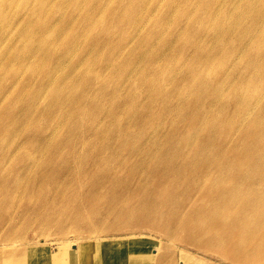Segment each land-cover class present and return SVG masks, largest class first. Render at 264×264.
<instances>
[{
	"label": "bare ground",
	"instance_id": "obj_1",
	"mask_svg": "<svg viewBox=\"0 0 264 264\" xmlns=\"http://www.w3.org/2000/svg\"><path fill=\"white\" fill-rule=\"evenodd\" d=\"M71 1L0 0V264H39L36 247L24 240L42 227L44 232L57 229L51 241L68 251L77 246L79 260L70 264H151L152 253L140 243L149 240L141 235L154 232L167 234L168 244L178 235L213 251L234 240L228 232L238 225L264 228L263 218L241 215L254 205L234 193L247 187L264 196V44L256 42L247 51L248 64L233 61V52L244 53L247 29L255 39L264 38V32L252 26L263 21L264 0H251L235 23L226 12L217 20L216 8L197 13L187 30L191 39L185 55L182 49L147 47L144 36L135 34L150 0ZM180 1L161 0L151 18L161 22V12H186ZM79 12L83 19L66 28L64 21ZM211 28L216 31H207ZM68 29H75L78 45L69 41ZM85 43L102 52L92 54ZM214 60L212 76L204 75L203 67H211ZM46 63L53 68H45ZM236 74L243 79L240 83ZM172 84L187 93L166 96ZM235 95L239 100L233 102ZM125 101L135 105L129 124ZM142 105L143 112L137 114ZM154 126L155 134L148 136L144 131ZM134 133L138 137L130 140ZM86 134L103 146L87 150L77 163L62 156V147L82 143ZM30 137L33 143L24 145ZM121 142L122 152L116 147ZM143 146L139 154L160 161L152 164L146 154L134 157L135 148ZM84 176L90 181H81ZM71 183L81 189L80 200L64 214L52 194L57 186ZM107 193V203L134 218L125 226L131 233L120 240L114 233L104 235L98 223L87 224L85 231L76 228L82 214L92 206L98 210V200ZM72 194L63 191L59 196ZM194 196L204 209L182 219ZM238 204L243 211L221 216ZM195 218L207 226L197 229ZM222 221L228 232L216 233ZM117 223L118 218L113 225ZM118 243L137 251L108 258L107 245L118 250ZM160 262L176 264L169 251Z\"/></svg>",
	"mask_w": 264,
	"mask_h": 264
},
{
	"label": "rangeland",
	"instance_id": "obj_2",
	"mask_svg": "<svg viewBox=\"0 0 264 264\" xmlns=\"http://www.w3.org/2000/svg\"><path fill=\"white\" fill-rule=\"evenodd\" d=\"M251 0H207L206 3L203 2V0H181L180 1V7L181 8H188V10L184 13H172L171 16L165 15L161 12L160 18H162L163 21L157 22L153 20L150 16V13L152 10H154V13H158V4L161 2V0H150V3H148V6L145 10V16L142 20V23H140L139 28L136 30V35H143L145 41L147 42L148 46H158L163 47L165 50H180L182 49V53L185 55V52L187 50V42L191 39V35L188 34V29L192 25V19L198 18L197 13L204 14L207 12L208 9L214 10L216 8L218 12V19L219 20L224 12L228 14V18L233 20V23L239 18V16H242L244 12H246L250 7ZM78 3L77 0H72L71 4L76 5ZM85 5L84 3L81 4V6ZM188 12V15L186 16V13ZM203 17V16H201ZM83 19V12H79L75 18L72 21L65 20V27L68 28L69 24H73L75 26L76 21H81ZM131 20V19H130ZM128 20V22L130 21ZM262 22H254L252 23V26L256 28V32L259 31L264 32V18H262ZM161 26H164L163 28H160ZM131 25L125 24L124 28L129 29ZM207 31H216L215 28L208 29ZM237 31V27L235 26L233 28V32ZM247 33V40H244L242 42V49L244 53L239 54L236 52H233V56L236 57V59L233 58V61H237L241 66H244L248 64L250 61V56L248 55L247 51L251 49L255 45L256 42H260L264 44V38L263 39H255V36L253 33H249L248 29L246 31ZM67 35L69 36V41L71 43H74L75 45L79 44V40L75 37V29H68ZM95 37V35H92L90 38ZM200 41V44L204 40V36ZM148 38V39H147ZM255 40H254V39ZM86 46L89 47V51L92 54H100L102 52V49L96 45L85 43ZM209 43H204L202 49L206 48ZM126 55L124 56L123 60L125 59ZM69 64V63H68ZM213 66H216L215 60L213 61V65L211 67H203V74L204 75H211L212 76V68ZM45 68L48 70L52 69L49 67V63H46ZM70 69H73L69 65ZM233 72H238V68L234 69ZM243 79H239V77L236 74L235 81L237 83H240ZM183 93H187L183 89L178 90L177 84H172V86H169L167 88L166 96H180ZM217 95V94H216ZM219 98V101H223L225 103V99ZM239 100L238 98L233 99V102ZM125 105L127 106V122L128 124L133 119V115L135 113V105L133 103H130L129 101H125ZM14 111H17L18 108L16 106L12 107ZM144 110V105L141 106L140 109L137 110V114L142 113ZM113 114V113H107ZM57 114H54L53 117L55 118ZM171 118V117H169ZM38 120V119H37ZM36 120V121H37ZM108 120L113 119H107L103 118L104 122H107ZM264 126V123H263ZM262 126V127H263ZM156 126H154L151 129H146L144 132L148 134V136H152L155 134ZM47 131V130H46ZM138 136L134 133L130 137V140H133L137 138ZM146 139V138H145ZM33 143L32 138H28L24 145H27L28 142ZM123 141V140H122ZM261 141H264V136L261 137ZM122 142L119 143L116 147L120 149V152H122L124 149H122ZM103 146V143L98 141V139L91 134H86L84 141L76 146L73 147H62L63 152L62 156L67 157L72 162L77 163L81 159V155L85 154L87 150H95L96 148H101ZM143 147H137L135 148V151L133 153V156L140 159L141 156L147 155V159L152 163L156 164L160 161L158 156H149L146 152H143L139 154V150H141ZM85 152V153H84ZM81 180V179H79ZM81 181H90V179L86 176L82 178ZM107 192L109 189H105ZM228 189L225 187H222L223 192H226ZM63 191H69L70 193H73L71 196H63L60 197L59 195ZM81 192V189L74 183H71L67 187H59L57 186L54 189V192L52 196H54V199L56 200V205H58L59 212L61 210L66 211L64 214H67L71 209H74L77 204L79 203V194ZM234 193L237 195H242L243 199L254 205L251 209H249L247 212H242L241 215L249 218H256L261 217L264 219V196L261 197L256 192L249 191L247 187H241L234 189ZM111 199L110 194L107 193L103 198L98 200V210H96V207L94 208L89 207V210L84 212L81 217V223L76 226V228L79 231H85L86 225L89 223H93V226L98 223L101 227L100 231H104V235L106 234H113L114 233V239H119L123 235H126L128 233H131L130 230L126 229L125 226H128L134 222V218L128 215L122 214V212L119 210L117 206L112 204V202L107 203ZM204 209L203 202L199 199L198 196H194L191 198L190 202L185 206L183 211V216L187 214H197L200 211ZM164 211V210H163ZM241 205L238 204L237 208L232 211H227L229 213L220 212L221 216H230L232 213H238L241 212ZM167 212V210L165 211ZM232 212V213H231ZM55 216H59V214H55ZM118 218L119 222L121 224L113 225L115 220ZM194 224L196 225L197 229L203 230L207 225L204 224L205 220L195 218L193 220ZM44 227H42L41 230L34 229L33 231H30L28 233L27 238L24 240V242L30 246L36 247L38 251V262L39 264H46L47 261L51 260V264H70L71 260L74 259V262L76 259L79 260V255L76 254L77 246H71V251H68L66 249L65 245H58L57 241H51L54 238L52 237V234L58 233L57 229H47L44 232ZM91 231H94L92 229ZM227 231L226 230V223L224 221L219 222L217 225V231ZM145 233H151L150 231H145ZM228 232V231H227ZM216 233L213 235L215 236ZM238 233H251L252 237H238ZM40 235V236H39ZM202 235V234H201ZM71 236V235H70ZM141 236H147L149 237V240H141V246L147 247L148 251L152 253V260L151 264H163L161 263V255L165 251L172 252V257L176 260V264H237L241 262H247L248 264H264V228L259 224H242L238 225L235 230H232L228 232V237L234 238V240L227 244V246L221 250H203L204 245L194 246L191 244V238L188 237L187 239H182L180 236L175 235L173 238V242L171 244H168V235L162 234V233H152V234H146ZM140 237V236H137ZM0 235V239H1ZM166 238V240H164ZM120 240V239H119ZM119 243L125 244L123 241H119ZM116 245V248L118 250H113L109 245H107V248L109 247L111 252L107 256L108 258L114 256L115 254H119L121 257L130 255L131 252H136V248L134 246H122L120 247V244ZM246 247V248H245ZM245 248V252H238L239 249ZM227 249H229L227 251ZM249 251V253H248ZM67 252V254H65ZM93 253V251H92ZM75 264V263H74ZM168 264V263H164Z\"/></svg>",
	"mask_w": 264,
	"mask_h": 264
}]
</instances>
